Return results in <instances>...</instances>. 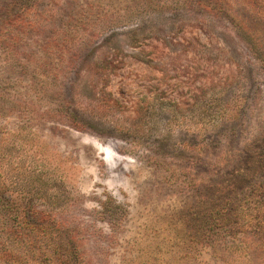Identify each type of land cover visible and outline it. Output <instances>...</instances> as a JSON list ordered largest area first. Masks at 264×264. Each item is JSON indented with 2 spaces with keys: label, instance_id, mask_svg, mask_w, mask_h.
Returning a JSON list of instances; mask_svg holds the SVG:
<instances>
[{
  "label": "rangeland",
  "instance_id": "1",
  "mask_svg": "<svg viewBox=\"0 0 264 264\" xmlns=\"http://www.w3.org/2000/svg\"><path fill=\"white\" fill-rule=\"evenodd\" d=\"M0 264H264V0H0Z\"/></svg>",
  "mask_w": 264,
  "mask_h": 264
}]
</instances>
